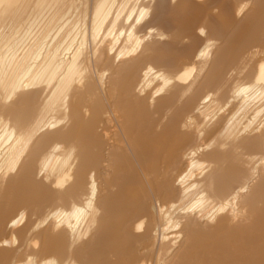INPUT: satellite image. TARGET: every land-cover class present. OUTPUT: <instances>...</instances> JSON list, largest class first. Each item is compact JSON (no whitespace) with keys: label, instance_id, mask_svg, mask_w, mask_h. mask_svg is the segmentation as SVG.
I'll return each instance as SVG.
<instances>
[{"label":"bare ground","instance_id":"bare-ground-1","mask_svg":"<svg viewBox=\"0 0 264 264\" xmlns=\"http://www.w3.org/2000/svg\"><path fill=\"white\" fill-rule=\"evenodd\" d=\"M0 264H264V0H0Z\"/></svg>","mask_w":264,"mask_h":264}]
</instances>
